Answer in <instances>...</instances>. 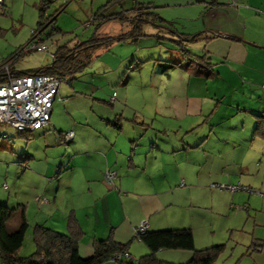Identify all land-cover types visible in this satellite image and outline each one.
Returning <instances> with one entry per match:
<instances>
[{"label": "crops", "instance_id": "0c3cea01", "mask_svg": "<svg viewBox=\"0 0 264 264\" xmlns=\"http://www.w3.org/2000/svg\"><path fill=\"white\" fill-rule=\"evenodd\" d=\"M34 2L32 8L35 6L36 9L39 0ZM184 2L195 5L191 6L194 7L191 11L178 13L186 14L188 25L170 29V33L183 38L185 45L189 41L195 42L196 49L201 50L203 57L198 60L189 47L184 46L188 51L183 53L175 45L182 59L176 64L163 66L162 71L168 67L179 68L176 79L171 77L173 71L164 73L177 86L179 82L183 90L180 94L169 95L168 105L162 104L160 109H154L150 123H145L142 113H128L118 108L121 104L126 106L125 97H119L118 102L110 107V119L99 117V121L91 125L74 122V131L67 130L73 133L67 142L72 144L71 149L61 148L58 144L65 131L54 134L48 131L51 127L44 126L30 132H20L0 125V204L8 208L22 206L26 218L28 205L35 203L43 208V217L57 219L59 223L53 224L54 227L47 219V223L41 220L34 224H43L59 232L66 231L65 220L73 215L83 232L77 242V251L81 256L90 255L94 240L105 238L109 232L115 241L127 243L125 250L129 254L132 251L130 234L142 219L147 221V231L185 227L196 233L193 222L187 223L177 217L178 212L174 208L182 200H190L194 195L196 198L203 197L210 191L206 188L191 190L186 179L192 176L194 170L191 165L186 166L181 158L189 154L188 150L204 145L205 139H210V131L214 134L221 131L211 136L215 144L210 154L222 159L232 154L234 161H244L252 143L264 142L249 135L244 137L246 143L243 144L240 137L232 136L231 126L227 123L233 115H238L237 125L244 128L245 123H248L246 126H250L249 122L254 124L253 114L264 117V0ZM211 2L213 4H209ZM5 3L6 0H3L0 14L7 11ZM33 13H30L32 19ZM170 22L175 23L173 20ZM158 37L165 40L163 35ZM27 39L18 46L25 44ZM137 64L138 61L131 63L130 69ZM221 105L224 107L220 112ZM158 117L171 118L173 122L165 119L154 123ZM106 120H118L119 127ZM42 143V151L36 152V149H40L38 144ZM55 146L59 148V153L49 157L46 149ZM261 147L264 152V145ZM263 154L261 151L257 154V172L262 167L260 163L263 158L260 156ZM40 160L42 167L35 166ZM53 167L58 168L55 182L44 184V178L50 176ZM105 168L114 171L113 184L117 191L102 183ZM244 170L249 171L248 168ZM80 171L81 176L92 182L91 185L77 189L60 186L66 178L64 176L73 178ZM161 177L178 178L180 184L178 187L170 186V183L166 187H158L159 183L150 181L151 178ZM261 177L260 188L264 190V171ZM7 178L11 179V190L26 185L29 188L27 195L20 198L17 191L10 193L7 185L1 184ZM123 180H129L130 185L123 184ZM68 189L76 191L77 198L70 204L71 211L66 217L59 207ZM97 207L102 211L100 215L98 211H88V208ZM115 210L119 220L113 219ZM89 216L92 226L87 230ZM258 227H264V222L256 223L254 219L253 233L256 238L252 239L250 251L261 255L264 254V234L255 233ZM253 244H256V249L251 248ZM137 249L145 251L141 246Z\"/></svg>", "mask_w": 264, "mask_h": 264}, {"label": "rangeland", "instance_id": "374dc122", "mask_svg": "<svg viewBox=\"0 0 264 264\" xmlns=\"http://www.w3.org/2000/svg\"><path fill=\"white\" fill-rule=\"evenodd\" d=\"M8 1L6 0L5 3L6 13L0 14V63L1 59L11 57L18 44L27 39L30 28L35 27L37 20V10L35 6L34 9L32 8L34 1L37 0ZM107 1L109 0H52L46 10L47 14L53 13L62 3L64 6L54 16L53 25L58 30L51 36V41L47 42L46 51L23 52L10 61L15 70H35L51 62L58 46L71 48L79 41L88 40L94 36L103 38L123 35L122 40L113 39L105 44L75 52L76 54L69 59L68 65L73 69L69 73L66 71L63 76L64 79L59 82L51 102L48 123H52L53 128H48L49 132L59 134L60 131L66 132L70 129L74 131L75 123L91 125L98 122L99 117L110 119V107L114 105V102L115 104L118 102L119 97H125L126 106L123 107L121 104L117 106L118 108L120 107L128 113L133 111L142 113L145 117V123H150L154 109H160L162 104L168 105L167 97L172 93H182L181 84L178 82L177 86L164 73L173 71L171 77L176 79L180 69L168 67L162 71V67L176 64L182 59V54L173 42L179 40V37L172 35L170 31L180 27V25H188V20L185 19L186 14L178 15V13L179 11L182 13L191 11L194 8L191 6L195 5H186L185 0H119L120 4L114 3L110 12H117L120 7L124 9L146 7L138 10L142 12L139 14L141 21L138 22L137 27L133 26L134 20L117 19L105 21L99 26L94 22L88 27H84V23L91 14ZM31 12H34L33 19L30 17ZM21 15L22 18L20 19ZM129 15L131 12L125 14V16ZM171 20L175 23L172 24ZM160 35H163L165 40L158 37ZM194 43L189 41L186 46L195 54H200L201 50L196 49ZM136 61H138L137 66L130 69V64ZM73 65L80 66L76 68ZM168 75L170 74L168 73ZM66 79H70L69 84L66 83ZM223 107L224 105L220 106V112ZM238 118V115H233L231 118L233 121L230 120L227 123L231 126L232 136L240 137V142L242 141L244 144L246 143L244 137L251 135L253 124L249 122L250 126H246L248 123H245L243 128L237 125L239 123ZM165 119L168 122H173L171 118L158 117L154 123L163 122ZM219 133L221 131L215 134L210 131V139L206 138L204 145L188 150L189 154L185 158H181L184 159L186 166L191 165L194 170L192 176L186 179L191 190L206 188L210 194L197 198L194 195L190 200H182L183 202L177 204L174 209L178 212L177 217L183 218L187 223L193 222V230L196 233L193 234L190 231L195 249H202L215 244L224 245L223 251L214 264H264V254L260 255L258 252L250 251L252 239L256 238L253 233V220L255 219L256 223L264 222V190L260 188L261 181H263L261 173L264 171V154L260 156L263 158L260 163L262 166L260 172L256 171L259 165V162L256 161L257 154L259 151L264 153L261 147L264 142L255 141L252 143L246 152L244 161H234L231 157L232 154L222 159L210 154V150L215 144L211 136H216ZM58 144L61 148H72V144L64 143L62 139ZM38 146L40 149H36V152H41L43 143L42 145L38 144ZM46 151L49 157H55L60 150L55 146L47 148ZM180 156L177 157L180 159ZM92 162L95 164V160ZM35 166L42 167V161L40 160V163L35 164ZM244 168H248L249 171L244 170ZM55 170L56 167L51 169L50 176L44 178L46 181L44 184L51 181L55 182L54 179L57 175ZM81 173V171L76 173V177L73 178L64 176L66 178L60 186L77 189L91 185L92 182L86 180L83 175L81 176ZM150 181L155 182V184L159 183L158 187H166L169 183L170 186L178 187L180 184V180L174 177L172 179L168 177L151 178ZM102 183L107 184L104 181ZM1 184H6L10 193L17 191L16 194L20 198L25 197L29 192L26 185L11 190V179L9 178L5 181L2 180ZM123 184L130 185V181L123 180ZM188 185L186 186L188 187ZM214 185H234L242 189L229 191ZM111 187L117 191L115 185ZM182 188L184 189L185 186ZM108 189L110 188L108 187ZM75 193L76 191L68 189L63 195L62 206L59 208L66 217L71 211L69 209L70 204L77 198ZM42 209L37 207L35 203L28 205L25 213L28 226L18 252L19 255H28L33 251L31 228L35 221L45 220L47 223L48 219L49 224L58 225L57 219L50 218L49 220V217H43ZM91 210L98 211V215L102 213L99 211L101 210L99 207L88 208V211ZM116 211L113 219L119 220V214L117 215ZM91 221L89 216L87 230L92 226ZM256 232L264 234V227H258ZM130 238H132V251H129V259H127L131 264H139L137 260L148 250L133 236V231ZM138 246H141L145 251L142 252V250L137 249ZM154 257L158 261L174 264L184 263L190 259L191 251L161 249L154 253ZM128 260H124L123 263L112 262L111 264H125Z\"/></svg>", "mask_w": 264, "mask_h": 264}, {"label": "trees", "instance_id": "16d2710c", "mask_svg": "<svg viewBox=\"0 0 264 264\" xmlns=\"http://www.w3.org/2000/svg\"><path fill=\"white\" fill-rule=\"evenodd\" d=\"M52 0H39L37 10V20L35 27L31 30L29 38L24 45L16 47L12 52L11 57L1 59L0 63V83L4 82L7 78L6 73H11L13 76H20L24 74H43L55 76L58 79L63 80V76L66 73L72 71L73 67L68 65V61L77 52L91 47L105 44L110 40H122L123 35L119 36H107L103 38L91 37L88 40H82L75 44L71 48L66 46H58L55 50L52 60L49 64L41 66L35 70H15L12 67L13 58L18 57L23 52L38 51L45 52L48 41H51V36L58 30L54 25L55 14L62 9L64 4L62 3L57 10L53 13L47 14L46 10ZM119 0H109L103 4L96 12L91 14L88 20L84 23V27H88L89 24L95 22L97 26L112 19L117 20H134L133 26L137 27L138 22L141 21L139 14L145 9L144 6L133 7L131 9H124L120 7L117 12H110V8L114 3L120 4ZM213 4V2L209 3ZM3 6V0L0 4V9ZM138 11V12H137ZM127 12H131V15L125 16ZM178 36V35H177ZM180 37V36H178ZM179 38L174 40V44L177 45L183 53L188 50L184 48L186 46L185 40ZM30 43H34L41 49L33 48L29 49ZM29 44V45H28ZM76 52V53H75ZM195 58L202 59L203 55L195 54ZM78 68L80 65H73ZM66 83H70V79H66ZM59 85V83H58ZM58 87V86H57ZM57 91V90H56ZM56 94V93H55ZM55 96V95H54ZM54 98V97H53ZM53 101V100H52ZM112 101V99H111ZM51 110V104H50ZM50 115V112H49ZM254 124L251 130V137H256L264 141V117L259 114H253ZM49 122V117H48ZM113 124L116 128L119 127L118 120L107 121ZM0 125H6L14 129L7 123H0ZM51 127L52 125L46 123L41 127ZM39 127V128H41ZM37 128V129H39ZM34 129V130H37ZM22 132H30L32 130H19ZM68 132V131H67ZM66 133V132H65ZM63 133V136L64 134ZM73 134V133H72ZM1 137H5L2 135ZM10 141L11 138H8ZM63 140V138H62ZM65 141V140H63ZM65 141L64 143H67ZM108 168H105L106 170ZM110 170V169H109ZM58 172V168L56 169ZM104 172V171H103ZM114 172V171H113ZM115 178V174H114ZM113 178V180H114ZM103 179V173H102ZM112 184L109 186H113ZM104 181V180H103ZM106 183V182H105ZM108 184V183H107ZM215 187L226 189V186L234 185H214ZM224 186V187H221ZM237 187V186H235ZM240 190V188H238ZM237 189V190H238ZM232 191V190H229ZM236 191V190H233ZM145 220L146 219H142ZM140 220V221H142ZM139 221V222H140ZM147 222V221H146ZM27 221L24 216V210L22 206L18 208H8L3 204H0V264H100L112 262L123 263L129 259V254L125 250L127 243L117 242L113 239L111 232L102 239L94 240L92 245L91 254L88 256H81L77 251V242L83 236V232L78 226L73 215H69L66 218V231L59 232L43 224H34L31 228V241L33 243V251L28 255H19L18 252L23 242L24 234L27 228ZM133 230V236L136 237L148 250L146 254L139 257L137 263L139 264H174L164 261H158L154 257V253L160 249H179L191 251V257L184 263L177 264H214L215 260L223 251V244H215L202 249H195L193 246L192 232L189 228H175V229H161L155 231H147V227L142 233L136 234ZM256 244L252 245V249H256ZM115 257L113 260L112 258ZM128 258V259H127ZM125 260V261H124ZM125 264H131L128 260Z\"/></svg>", "mask_w": 264, "mask_h": 264}, {"label": "built area", "instance_id": "2783aa9c", "mask_svg": "<svg viewBox=\"0 0 264 264\" xmlns=\"http://www.w3.org/2000/svg\"><path fill=\"white\" fill-rule=\"evenodd\" d=\"M28 48L41 49L34 43H30ZM6 75V80L0 83V123H7L19 130H34L48 123L50 104L60 79L43 74L13 76L11 73H6ZM72 135L71 131L66 132L63 140L69 141ZM113 178L112 170H104V182L111 185ZM226 188L232 191L242 189L235 186H226ZM146 227L147 222L142 220L133 228L134 233H142Z\"/></svg>", "mask_w": 264, "mask_h": 264}]
</instances>
